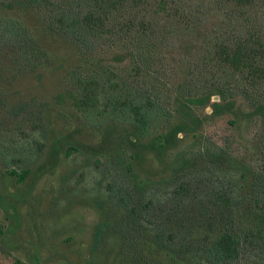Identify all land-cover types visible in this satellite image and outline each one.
Instances as JSON below:
<instances>
[{
	"label": "rangeland",
	"instance_id": "obj_1",
	"mask_svg": "<svg viewBox=\"0 0 264 264\" xmlns=\"http://www.w3.org/2000/svg\"><path fill=\"white\" fill-rule=\"evenodd\" d=\"M221 13L212 6L200 32L162 37L154 48L144 37L102 40L93 58L116 64L113 56L128 43L130 51H148V62L128 57L117 69L151 90L166 117L176 114L179 88L194 71L196 92L211 77L231 82L232 109H197L199 130L181 134L161 155L150 139L130 143L127 129L86 120L62 97L72 90L71 73L87 69L80 50L56 39L37 13L0 7V19L19 20L34 39L20 49L0 34V264H264V79L254 85L247 76L229 77L217 61L207 65V33ZM28 44L41 47L49 62L38 67ZM8 167L31 173L18 183L2 176ZM226 232L240 241L238 258L210 261L207 249Z\"/></svg>",
	"mask_w": 264,
	"mask_h": 264
},
{
	"label": "trees",
	"instance_id": "obj_2",
	"mask_svg": "<svg viewBox=\"0 0 264 264\" xmlns=\"http://www.w3.org/2000/svg\"><path fill=\"white\" fill-rule=\"evenodd\" d=\"M151 1L2 0L0 7L5 13H37L49 32L58 37L56 39L63 38L80 50L87 60V69L71 73L72 90L62 97L70 101L86 120L100 127L127 129L130 143L150 139L149 147L162 155L176 147L181 134H195L199 130L203 120L197 109L212 107L215 115L232 109L235 97L231 82L211 77L206 87L196 92L198 81L193 79L194 71V77H188L186 86L179 88L181 94L175 99L176 114L169 110L166 117L159 98L154 97L151 90H146L134 77L125 76L117 69L118 65L129 60L128 57L135 63L148 62L152 57L150 53L130 51L133 44L128 43L123 44L122 51L113 56L111 62L116 64L93 62L103 46L100 42L106 40L122 44L138 40L142 43L144 37L152 40L149 47L154 48L162 37L171 40L184 30L200 32L214 6L222 13L218 24L207 33L208 39L213 36L207 65L217 61L229 77L247 76L255 85L264 79V0H158L154 8ZM175 19L184 23L175 28L159 26L163 20L169 23ZM0 34L15 39L20 49L24 48L20 42L34 44L31 33L17 19H0ZM30 49L28 44L26 54L38 67L44 65L43 61L49 62L41 47L34 49L32 46ZM135 69L143 70L137 64ZM215 98L219 101H214ZM13 114L19 120L24 110L19 107ZM173 119L177 120L175 124ZM162 120H166V125L159 127ZM75 150L74 147L67 149V155ZM3 157L7 162L14 160L8 154ZM30 173V170L18 171L8 167L2 176L24 183ZM239 245L240 241L234 234L223 233L207 249V256L216 263L233 261L239 256Z\"/></svg>",
	"mask_w": 264,
	"mask_h": 264
}]
</instances>
